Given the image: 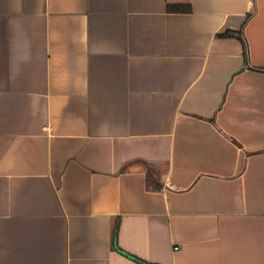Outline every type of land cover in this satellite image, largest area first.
Here are the masks:
<instances>
[{
    "label": "crops",
    "instance_id": "obj_1",
    "mask_svg": "<svg viewBox=\"0 0 264 264\" xmlns=\"http://www.w3.org/2000/svg\"><path fill=\"white\" fill-rule=\"evenodd\" d=\"M0 264H264V0H0Z\"/></svg>",
    "mask_w": 264,
    "mask_h": 264
},
{
    "label": "trees",
    "instance_id": "obj_2",
    "mask_svg": "<svg viewBox=\"0 0 264 264\" xmlns=\"http://www.w3.org/2000/svg\"><path fill=\"white\" fill-rule=\"evenodd\" d=\"M224 34L225 35H228V34H232V32L231 31H226V32H224ZM133 256V255H132ZM133 257H135V256H133ZM135 258H137V257H135Z\"/></svg>",
    "mask_w": 264,
    "mask_h": 264
}]
</instances>
